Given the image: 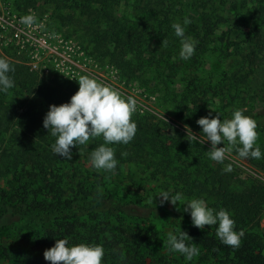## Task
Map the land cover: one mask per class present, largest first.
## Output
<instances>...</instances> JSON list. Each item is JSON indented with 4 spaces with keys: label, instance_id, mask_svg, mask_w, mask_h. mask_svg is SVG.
Here are the masks:
<instances>
[{
    "label": "trees",
    "instance_id": "16d2710c",
    "mask_svg": "<svg viewBox=\"0 0 264 264\" xmlns=\"http://www.w3.org/2000/svg\"><path fill=\"white\" fill-rule=\"evenodd\" d=\"M185 1L183 5L175 0L128 1L130 4L127 2L119 15L111 8L112 3H118L116 0H82L74 4L89 10L85 33L93 51L107 55L113 69L126 78L153 70L166 96L164 101L179 105L181 121H191L200 105L215 96L221 102L224 119L228 106L240 109L239 104L248 99L253 104L264 103V0ZM91 3H98L99 8H89ZM185 17L190 24L183 25ZM176 22L184 26L185 36L198 41L194 55L188 60L179 58L180 38L171 27ZM224 22L231 24L229 33H235V41L229 35L217 38L216 30ZM165 39L167 46L160 47ZM9 48L16 49L13 45ZM234 56L240 65L234 72L219 78L204 77L207 59L221 62ZM9 63L15 69L8 74L15 86L7 94L0 92V232L21 239L17 223L43 203L55 214L53 220L65 222L38 239L42 250L54 246L57 239H67L69 246L101 245L111 264H145L142 253L150 245L167 254L164 258L150 256L153 264H164L167 257L171 260L170 256L175 255L179 260L185 259L167 250V237L164 241L156 240L153 233L148 236L149 230H141L136 224L131 226L136 214L127 213L125 206L138 204L140 199L131 200L134 193L129 190L138 192L137 187L123 180L128 176L126 167L133 166L145 171L146 180L170 179L166 183L186 199H203L216 211L227 210L235 221L234 230H243L241 244L234 249L216 237V225L205 226L203 230L192 223L174 228L171 232L176 235L180 230L187 232L192 240L185 243L199 249V255L191 261L185 259V263L264 264V233L259 229L264 188L259 182L251 179L236 189L238 180L219 166L198 173L202 158L183 156L187 145L193 148L190 139L183 142L178 130L170 128L172 134L164 141L158 122L150 115L132 116L137 132L130 143L109 145L115 149L118 161L114 173L98 172L89 164L90 152L102 143L101 139L71 149L73 155L81 150L82 156H73L71 160L59 158L51 150L55 138L43 127V118L49 105L59 106L70 100L78 90L77 81L47 68L33 69L30 63ZM178 73H183V87L175 90V85L182 83L175 80ZM247 114L257 122L260 135L256 146L262 158L245 160L264 172V104L253 114L252 111ZM125 152L127 155L122 156ZM111 185L115 188L112 192L108 189ZM98 186L102 193L97 191ZM107 202L111 206H106ZM73 209L86 212L83 220L71 213ZM0 249L16 254L24 264L40 263L38 247L22 245L21 240L5 247L0 242Z\"/></svg>",
    "mask_w": 264,
    "mask_h": 264
},
{
    "label": "rangeland",
    "instance_id": "374dc122",
    "mask_svg": "<svg viewBox=\"0 0 264 264\" xmlns=\"http://www.w3.org/2000/svg\"><path fill=\"white\" fill-rule=\"evenodd\" d=\"M82 0H0V23L4 26L9 24H20L19 31L24 26L27 29V33L31 36L30 42L27 46L20 45L19 48L13 50L9 46L14 44L13 41H6L7 37L0 36V57L5 58L8 62L21 64V62L35 64V66L41 70L47 68L53 72H59L64 74L67 78L78 79L81 75H88L101 81L112 88L117 89L125 97L131 96L137 102V111L134 115L148 116L150 115L154 122H158L162 139L164 141L171 136L170 128L178 130L180 139L189 138L185 131V125L191 129V131L197 135L201 133L199 125H197V119L207 116L209 119L216 116H220L221 120L223 109H220L221 102L217 101L216 96L208 98L199 107V111L190 117L191 121H181L180 111L178 110V104L172 102H165L163 98L164 93L162 88L158 85V76L153 70H144L139 74L126 78L122 76L117 70L113 69L110 64L109 57L103 55L102 51L95 53L93 51V44L85 33L87 27V14L88 9L78 7L74 3H79ZM133 0H116L118 3H112L111 8L116 15L122 14L126 7V3ZM177 3L183 5V0H175ZM180 1V2H178ZM187 1V0H186ZM185 1V2H186ZM115 2V0H113ZM127 4H130L129 2ZM89 8L95 10L99 8L98 3H91ZM8 11V13H6ZM185 13H187L185 11ZM183 16V12L181 14ZM31 17V23H25V19ZM22 22V23H21ZM4 23V24H3ZM178 23V22H176ZM18 26V25H16ZM231 24L224 22L216 30V36L225 38L229 35L231 41H235L234 32L229 33ZM6 42V45H5ZM14 46V45H13ZM31 47V49H30ZM7 48V49H6ZM9 48V49H8ZM30 49V50H29ZM215 59H207L204 62L203 70L204 77L206 78H219L224 73L226 76L234 72L238 66L236 56L225 61H217ZM50 65V66H49ZM203 75V73H202ZM183 79V73H178L175 80ZM179 85H175V90H180L183 87V81ZM177 92V91H175ZM219 97V96H218ZM168 98V97H167ZM39 101V100H38ZM264 103L256 102L253 104L251 100L240 103V109L244 115L248 116V111L256 112L258 108H262ZM227 108V109H226ZM225 109L227 112V119L231 118L233 107L228 106ZM230 110L232 112H230ZM211 112V116L209 113ZM164 117V119H163ZM192 147L188 146L183 150V156H193L196 158H202L200 165L197 167L198 173H206L216 166H219L223 170L231 167L230 172L234 179L236 189L241 187V184L250 181L251 179L259 182L264 188V172L257 170L251 166L245 159L239 157L238 154L233 151L226 153L225 159L222 162L212 161L207 151L211 145L209 142L203 144L196 143L190 140ZM195 146V147H194ZM217 147H223V144L217 145ZM82 156L81 150L73 156ZM205 157V158H204ZM128 173L123 180L124 183L130 185L133 183L134 188L138 192L129 190L130 194L134 193L133 199H140L138 204L132 202L125 206L127 213L136 214V218L132 219L131 226L135 225L142 229L149 230V233L156 235V240L164 241L167 234L178 226L191 223L190 214L183 211V206L172 205L168 202L160 204V197H154L161 191H168L172 194L177 192L173 191L170 183V179H151L146 180V173L141 168H135L133 166L126 167ZM124 175V173L122 174ZM171 182V181H170ZM112 192L115 188L111 185L108 187ZM128 193V195H129ZM127 195V197H128ZM153 198V204L149 203V200ZM189 200V199H186ZM106 206H111L107 202ZM178 208L180 210H178ZM83 209V208H82ZM81 209V210H82ZM73 209L71 213H76L80 220H83L86 212ZM132 215V214H131ZM55 214L50 213V209L41 203L32 213H27L26 216L21 218V221L17 223L20 228V237L10 238L12 233L0 232V242L2 246H11L17 240H21V244H31L38 247V252L41 253L40 263L34 264H49L44 260L43 252L39 246L38 239L43 235L50 234L52 229L57 224H63L65 219L53 220ZM259 229L264 233V210L260 216ZM14 231V229H13ZM4 236L6 238H4ZM148 236H151L149 234ZM149 245V243H147ZM264 244V238H263ZM154 246H148L146 251H143V256L146 258L145 264H153L150 256L156 255V257L167 256L163 249H155ZM160 255V256H159ZM155 257V258H156ZM172 259H167L164 264H192L185 263L186 260L177 259V255L170 256ZM161 259V262L163 260ZM174 259V260H173ZM0 264H24L23 261H19L16 254H9L1 251L0 249ZM103 264H111L109 258H103ZM162 264V263H158Z\"/></svg>",
    "mask_w": 264,
    "mask_h": 264
},
{
    "label": "clouds",
    "instance_id": "9594fccd",
    "mask_svg": "<svg viewBox=\"0 0 264 264\" xmlns=\"http://www.w3.org/2000/svg\"><path fill=\"white\" fill-rule=\"evenodd\" d=\"M31 21V17L25 19V23ZM190 23L191 21L185 17L183 25ZM171 27L175 36L180 38L179 58L190 59L195 53L198 41L185 36V28L180 23H173ZM167 44L166 39L162 40L160 47H166ZM14 71L8 60L0 57V92L7 94L9 89L15 86L14 80L8 75ZM75 80L79 87L70 100L59 106L49 105L43 118V127L55 138L51 150L59 158L71 160L73 147L78 148L89 144L92 140L101 139L102 143L90 152L89 164L98 172L114 173L118 161L115 149L109 145H126L134 139L137 124L132 116L137 111V102L133 97H125L119 90L88 75H81ZM196 123L201 133L197 135L185 125L186 136L196 143L209 142L211 147L207 155L212 161L222 162L226 153L233 150L244 159L262 158L260 148L256 146L260 135L256 130L257 122L244 115L242 110H234L231 118L223 121L217 114L211 119L207 116L201 117ZM219 144H223V147H217ZM121 155L126 156L127 153ZM225 171H231V167L229 166ZM97 191L102 193L99 186ZM154 197L161 198V205L168 202L174 206H183V211L190 214L192 225L198 229L203 230L205 226L216 225L215 235L223 245L234 249L240 246L244 232L234 230L235 221L227 210L221 208L216 211L199 198L186 200L179 192L172 194L161 191ZM154 197L149 200L153 205ZM187 240L192 238L187 232L180 230L179 235L169 232L165 244L169 252L179 253L186 260L191 261L199 255V249L194 244H186ZM43 258L49 264H103L104 248L101 245L86 243L69 246L67 239H57L54 246L43 252Z\"/></svg>",
    "mask_w": 264,
    "mask_h": 264
},
{
    "label": "built area",
    "instance_id": "2783aa9c",
    "mask_svg": "<svg viewBox=\"0 0 264 264\" xmlns=\"http://www.w3.org/2000/svg\"><path fill=\"white\" fill-rule=\"evenodd\" d=\"M8 13V11L6 12ZM22 23V22H21ZM4 24V23H3ZM18 25V26H16ZM9 24V26L5 25L4 26L0 23V36L1 37H7L6 41L10 42L13 41L16 49L19 48L20 45L27 46L28 42H30L31 36L27 33V29H24V26L21 28V30L19 31V27L20 24ZM6 45V42H5ZM31 49V47H30ZM29 49V50H30ZM31 65V68L36 69L37 67L35 66V64H32L31 62H29ZM26 63V64H29Z\"/></svg>",
    "mask_w": 264,
    "mask_h": 264
}]
</instances>
